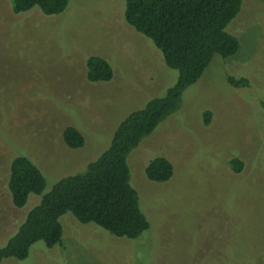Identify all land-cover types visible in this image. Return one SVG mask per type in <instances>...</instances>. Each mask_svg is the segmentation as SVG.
Masks as SVG:
<instances>
[{"label": "rangeland", "instance_id": "1", "mask_svg": "<svg viewBox=\"0 0 264 264\" xmlns=\"http://www.w3.org/2000/svg\"><path fill=\"white\" fill-rule=\"evenodd\" d=\"M123 14L124 0H69L55 15L37 7L16 14L0 0V246L41 198L12 204L14 157L41 169L45 193L83 172L130 112L174 84L177 72ZM226 31L239 40L235 54L215 55L175 111L126 157L149 228L116 237L66 212L60 245L38 241L26 258L0 264H264V0H243ZM90 55L109 61L110 81L87 80ZM227 76L248 86H231ZM67 126L82 132L81 147L64 144ZM157 156L173 165L166 181L145 175ZM233 157L243 161L239 173L228 164Z\"/></svg>", "mask_w": 264, "mask_h": 264}, {"label": "trees", "instance_id": "2", "mask_svg": "<svg viewBox=\"0 0 264 264\" xmlns=\"http://www.w3.org/2000/svg\"><path fill=\"white\" fill-rule=\"evenodd\" d=\"M242 1L124 0L125 22L151 40L165 65L177 72L176 80L163 96L130 112L115 128L108 147L83 172L61 177L45 193V177L32 160L22 155L11 160L7 188L12 204L23 207L31 194L41 198L0 246V263L7 258H26L31 245L38 241L48 248L60 245V217L66 212L79 222L93 223L116 237L136 238L149 228L139 206L138 192L130 183L126 157L175 111L184 90L200 79L215 55L226 58L238 50L239 40L226 31V26L239 13ZM10 2L16 14L37 7L45 15H55L67 7L69 0ZM112 76L113 68L105 58L90 55L86 59L89 82H107ZM226 80L236 88L248 86L244 77L227 76ZM210 117V111L203 112L204 125ZM62 137L71 149L81 147L85 140L74 126L64 128ZM228 164L235 173L243 168V161L237 157ZM172 173V163L163 156L152 158L145 167L146 177L156 182L168 180Z\"/></svg>", "mask_w": 264, "mask_h": 264}]
</instances>
